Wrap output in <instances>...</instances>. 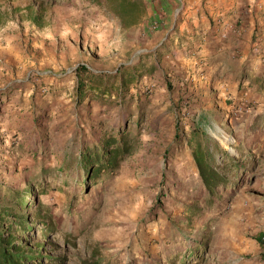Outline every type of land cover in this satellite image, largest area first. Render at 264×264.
I'll list each match as a JSON object with an SVG mask.
<instances>
[{"label": "rangeland", "instance_id": "rangeland-1", "mask_svg": "<svg viewBox=\"0 0 264 264\" xmlns=\"http://www.w3.org/2000/svg\"><path fill=\"white\" fill-rule=\"evenodd\" d=\"M149 35L83 0H0V181L36 200L28 247L40 264H264V78L249 67L220 81L191 52L148 56ZM139 60L157 65L142 82L149 105L75 107L77 64ZM195 125L230 182L212 205L187 142ZM123 126L140 127L139 144L110 179L59 169Z\"/></svg>", "mask_w": 264, "mask_h": 264}, {"label": "trees", "instance_id": "trees-1", "mask_svg": "<svg viewBox=\"0 0 264 264\" xmlns=\"http://www.w3.org/2000/svg\"><path fill=\"white\" fill-rule=\"evenodd\" d=\"M83 1L88 5L102 8L108 15L115 17L122 28L136 23L145 11L142 0ZM146 64L145 61L139 60L136 63L121 64L113 71H95L85 63H79L71 71L74 79L73 100L75 107L80 108L82 105L92 102L120 109L131 107L135 102H139L140 108L143 104L149 105L152 90L149 86L143 90L142 82L146 76L155 74L157 65L146 68ZM260 88L264 90V80L261 82ZM143 94L145 95L144 100L142 99ZM0 100H2L0 104H3L4 94L1 92ZM9 102L7 101V103ZM137 123L140 125V117ZM140 133V127L133 134L124 126L116 131L105 132L98 142L75 151L76 155L67 154L59 169L69 175H72L73 172L79 174L78 181L80 183H84L88 179L90 183L99 184L110 179L116 173L121 162L137 150ZM204 135L200 126L195 125L187 142L191 144L192 157L203 187L209 192L205 202L212 205L211 199L217 193L216 188L223 184L229 185L230 182L220 169V165L215 161L213 152L207 149L202 139ZM42 150L43 148L34 151L31 148H24L21 153L34 154L32 157L37 159L38 153ZM71 179L66 178L63 183L67 184ZM31 205H37L35 199L29 202L26 193L0 181V264H40L44 257L31 250L26 243L31 227L38 226L30 222L31 213L24 214V211L32 207ZM52 229L49 227L47 231ZM260 259L264 261V253L260 255ZM173 264L176 263L173 262ZM183 264H185V260Z\"/></svg>", "mask_w": 264, "mask_h": 264}, {"label": "crops", "instance_id": "crops-1", "mask_svg": "<svg viewBox=\"0 0 264 264\" xmlns=\"http://www.w3.org/2000/svg\"><path fill=\"white\" fill-rule=\"evenodd\" d=\"M143 2L144 14L129 28L142 26L150 32L149 41L155 45L148 56L174 51L188 61L191 52L196 54L194 63L208 65L220 81L233 73L245 74L249 67L254 76L264 78V0ZM160 43L164 45L158 48Z\"/></svg>", "mask_w": 264, "mask_h": 264}]
</instances>
